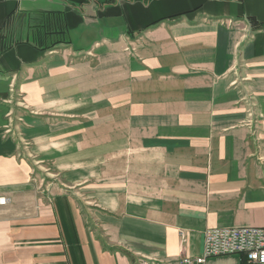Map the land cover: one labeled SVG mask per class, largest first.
<instances>
[{
    "label": "crops",
    "instance_id": "0c3cea01",
    "mask_svg": "<svg viewBox=\"0 0 264 264\" xmlns=\"http://www.w3.org/2000/svg\"><path fill=\"white\" fill-rule=\"evenodd\" d=\"M4 43L0 264H179L264 227V0H0Z\"/></svg>",
    "mask_w": 264,
    "mask_h": 264
},
{
    "label": "built area",
    "instance_id": "2783aa9c",
    "mask_svg": "<svg viewBox=\"0 0 264 264\" xmlns=\"http://www.w3.org/2000/svg\"><path fill=\"white\" fill-rule=\"evenodd\" d=\"M6 203L5 198H0V206ZM236 254L246 256L253 264H264V227L246 226L208 230L203 236L201 254L183 256L179 264H206L209 258ZM132 264H160V262L139 257Z\"/></svg>",
    "mask_w": 264,
    "mask_h": 264
},
{
    "label": "rangeland",
    "instance_id": "374dc122",
    "mask_svg": "<svg viewBox=\"0 0 264 264\" xmlns=\"http://www.w3.org/2000/svg\"><path fill=\"white\" fill-rule=\"evenodd\" d=\"M58 38H54V39H48V43L49 44H52V43H54L56 40H57ZM45 41V42H46ZM50 46V45H49ZM15 130L17 129V127H13ZM25 145V144H24ZM41 173L43 174L42 176L41 175H39V174H37L36 172H35V178H34V181L36 180V182L37 183H41V181H42V179H43V176H44V171L43 170H41ZM46 174V173H45ZM48 177H50V178H53V176H48ZM43 182H47V181H45V179H44V181ZM1 198H5V197H1ZM6 200H7V198H5ZM7 204V203H6ZM4 206V205H3Z\"/></svg>",
    "mask_w": 264,
    "mask_h": 264
},
{
    "label": "trees",
    "instance_id": "16d2710c",
    "mask_svg": "<svg viewBox=\"0 0 264 264\" xmlns=\"http://www.w3.org/2000/svg\"><path fill=\"white\" fill-rule=\"evenodd\" d=\"M60 42H63L62 39H57V40H56L54 43H52L51 46H49V47H53V46H55L56 44H58V43H60ZM49 47H48V48H49ZM6 48H7L6 43H4V44H3V47L1 48L0 51L4 50V49H6Z\"/></svg>",
    "mask_w": 264,
    "mask_h": 264
}]
</instances>
